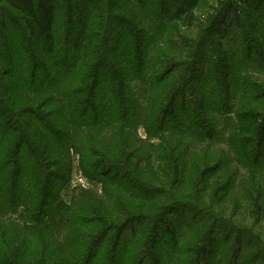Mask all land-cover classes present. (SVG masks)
<instances>
[{
    "label": "trees",
    "instance_id": "16d2710c",
    "mask_svg": "<svg viewBox=\"0 0 264 264\" xmlns=\"http://www.w3.org/2000/svg\"><path fill=\"white\" fill-rule=\"evenodd\" d=\"M199 1L0 0V74L14 76L0 77V215L23 227L15 239L1 230L0 264L264 260L239 262L257 237H232L209 208L182 198L208 197L196 184L229 175L230 160L211 147L225 128L250 177L264 164V82L251 75L264 73V0H221L201 26ZM130 72L144 86L140 103ZM170 116L176 131L145 156ZM138 126L146 137L135 144ZM70 150L102 197L62 201Z\"/></svg>",
    "mask_w": 264,
    "mask_h": 264
},
{
    "label": "rangeland",
    "instance_id": "374dc122",
    "mask_svg": "<svg viewBox=\"0 0 264 264\" xmlns=\"http://www.w3.org/2000/svg\"><path fill=\"white\" fill-rule=\"evenodd\" d=\"M221 0H200L198 8L196 10V19L198 21V26L204 25L205 20L207 19V16H213L214 13L220 8V2ZM195 34V30L193 31ZM183 38L187 41H191L193 38L192 33H182ZM6 38V37H5ZM216 39H214L215 41ZM170 51H174L175 46L172 42H175L173 40L170 41ZM176 43V42H175ZM4 46L5 40L3 43ZM163 48H166L164 44H160ZM0 51L2 52L3 49ZM7 52V48L4 49V53ZM10 70H5L4 73L9 74ZM13 73H17L16 78H20L18 71L16 70L14 72V69L12 70ZM261 73V72H260ZM247 74V73H246ZM252 78L255 82L261 85V81L264 82V73H261V75L255 76L252 74ZM7 75H1L0 77L5 79V84H7V80H10L11 82L14 80L13 74L11 76ZM248 76V74H247ZM249 78V77H248ZM129 88L131 89V99L135 100L136 102L140 103V101H144V93L143 89L144 86L142 85L141 81L137 78L135 79L133 76V73H129ZM176 109V113H177ZM175 113V114H176ZM166 121L169 123V129L165 132L161 133L158 138H154L151 142V148H146L147 153L145 156H148V154L154 155L153 151L155 148L160 145V140L162 138H171L170 133L176 129L171 127L172 125V117H167ZM133 134V142L136 144L138 139H144L146 137V130L143 129V127L138 126ZM174 132V131H173ZM219 138H216L214 142H211V147L213 151L217 152V156L215 159H217L220 156V152H222L225 155V158L230 160L229 167V175L226 177H222V170H219L217 172L211 173L207 175L206 182L207 183H200L198 182L196 185H200L199 188H203L200 192L207 191L206 195L204 193L202 195H198L197 193L193 192L192 194H187L186 196L182 198H187L189 200H192L199 205L209 208V210L212 212V215L215 219H221L223 223L227 227L230 226L229 233L232 237L237 235V232L242 231H250V233L254 234V239L257 237V243L255 246L251 249L250 245L244 246L243 254L239 259V262H242V260L248 255L251 256L252 254H261L264 255V195L260 194L257 195V192L259 189H261L264 193V164L262 168H259L258 170H253V176L250 177V169H247L243 166V164H239L237 162V156L236 153L233 151L230 145V140L233 135H235V130L232 128H225L223 131H218ZM188 140L192 143L194 147L205 145V143H197L192 138L184 137V141ZM153 144V145H152ZM138 146L139 143L137 144ZM150 145V144H149ZM143 148V149H145ZM70 170H67L66 174V186H64L65 189L61 192V198L62 201L66 202L67 205H71L72 199H80L82 196V193H89L94 195H99L102 197V186L100 183L92 181L88 179L86 176H84L82 169H81V158L78 154H76L75 150H70ZM159 163V162H158ZM154 166V165H153ZM152 173L154 175H157L158 177H161L163 172H160L157 169V166H154L151 168ZM63 174V172H62ZM227 174V173H226ZM65 176V174H64ZM168 181V179H167ZM166 181V182H167ZM215 182H219V184H215ZM230 184V185H229ZM261 185V187H260ZM168 188V192H173L171 189V185L166 186ZM89 203V201H88ZM257 203V204H256ZM262 205V206H261ZM261 210V211H260ZM213 223H220L218 220H213ZM22 222L19 221L17 218V215H0V233L2 231L6 232V237H11L13 239L16 238L15 235H23V229H22ZM228 229V228H227ZM2 230V231H1ZM225 234V233H224ZM60 236V235H58ZM243 238V236H241ZM216 241L220 239V237H216ZM251 239L249 237L248 241L246 242H254L255 240ZM235 239H233L234 241ZM206 243H202V246H205ZM216 245V244H214ZM214 246L211 247L213 249ZM160 254L162 255V252L160 251ZM166 261H168V264H172L174 261H170L169 257L166 258ZM210 258L211 256L207 257L208 262H203V264H210ZM258 264H264V260H259Z\"/></svg>",
    "mask_w": 264,
    "mask_h": 264
}]
</instances>
